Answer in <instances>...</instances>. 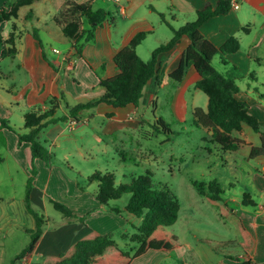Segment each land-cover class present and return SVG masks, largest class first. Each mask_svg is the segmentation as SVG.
<instances>
[{
    "label": "crops",
    "instance_id": "crops-1",
    "mask_svg": "<svg viewBox=\"0 0 264 264\" xmlns=\"http://www.w3.org/2000/svg\"><path fill=\"white\" fill-rule=\"evenodd\" d=\"M74 1L80 4L90 3L94 11L102 9L114 20L113 25L105 22L96 28L95 40L85 45L82 57L76 54L71 42L63 36L60 25L55 21V17L64 8L67 0H39L31 6L21 8L17 19L2 24L0 28L6 40L13 31V25L16 26L14 31L16 53L0 61V119L8 121L7 127L2 126L0 121V134L6 141L5 150L0 153V165L5 161H12L13 165L26 172L28 179L31 176L28 171L32 165L31 146L29 143L20 145L17 135V133L28 132L24 124L26 114L36 111L43 113L55 108L56 118H61L58 116L59 112L63 117H67L63 121L67 125L58 122L50 125L51 128L49 126L44 129L53 147L59 149L63 146V138L71 139V137H65L66 129H70L68 125L71 124L72 129L74 123H80L69 117V109L79 104L96 101L105 95V90L100 87V80L110 79L119 74L115 56L126 48L136 35L148 34L136 51L143 61H149L155 49L171 40L172 28L179 29L188 22L195 21L198 10L209 3L216 6L218 2V0ZM230 1L231 4L237 2L238 7L232 6L227 14L210 18L201 26L200 32L218 48L231 38L238 40L240 47L237 52L215 56L212 65L222 75L236 80L239 87L236 98L247 104L250 114L258 119L260 128L264 132V0ZM7 2L8 0H0V9L6 7ZM162 25L167 26L168 32L163 30ZM149 41L152 45L146 47ZM188 44L189 40L183 38L172 50L160 54L157 66L159 85L157 79H152L146 86L144 97L138 106L130 105L115 110L103 104L80 113V120L83 119L86 124H90V117L106 116L107 121L103 118L102 130L108 135L126 128L139 129L145 123L140 110L158 106L160 91L174 84L170 74L180 66ZM57 46L62 49L60 50ZM54 50H58L59 53L56 54ZM217 57L218 60L215 63ZM6 59L10 62L3 64ZM199 80L200 76L195 68L189 67L183 81L175 84L177 90L171 106L178 108L184 92L190 85L196 87ZM247 80L251 82L246 83ZM53 98L57 102L52 106L49 101ZM204 106L208 108V97L204 100ZM196 108L199 107H195L194 110ZM111 114L112 116H109ZM14 118H18L23 125H17V123L13 125ZM159 119L155 116L156 122ZM245 129L246 126L234 136L241 138L247 144L256 146L255 139L248 140L245 137ZM219 149L227 155L230 153L222 151L220 147ZM49 150L56 160L62 156V159L69 161L70 157L75 156L68 151L55 153L53 149ZM79 155L86 158L83 153ZM257 160L262 165L261 172L257 174V189L264 198V157ZM34 165L38 174L30 193L33 208L47 210V202L52 199L66 205L76 216H87V218L83 223L79 219H67L62 215L63 218L58 223H52L51 219L46 217L47 223L34 250L16 264H39L46 256H58L92 231L101 235H111L121 249L127 250L124 247L128 246V243L125 244L128 235L121 234V230H124L127 224L125 218L127 213L115 214L111 211L110 203L108 206L102 205L94 193L89 192L79 182L77 175L71 174L78 172L73 164H68L69 170H67L56 163L47 167L43 160L36 159ZM1 200L0 264H11L28 246L31 240L30 231L36 228V222L27 211L25 198L23 205L25 213L29 216H24L23 212H20L18 216L17 213L15 214L17 204L14 197H8L7 201L2 197ZM4 202L8 205L3 206ZM226 203L229 206L233 205L232 203L235 204L232 212L241 218L252 235L254 248L248 254L240 253V249L212 252L210 258L212 261L208 264H243L241 261L225 258V253L252 260L255 264H264V203L255 202V207H243L242 201L228 200ZM9 209H11L10 212ZM14 229H24L26 241L12 253L10 259H7L10 252V240L15 238ZM119 238H122L124 242H121ZM181 243L179 248L171 252L148 251L134 259L131 264H176L179 262L180 264H196V260L203 262L193 245L183 243L182 240Z\"/></svg>",
    "mask_w": 264,
    "mask_h": 264
},
{
    "label": "trees",
    "instance_id": "trees-1",
    "mask_svg": "<svg viewBox=\"0 0 264 264\" xmlns=\"http://www.w3.org/2000/svg\"><path fill=\"white\" fill-rule=\"evenodd\" d=\"M38 1L9 0L6 7L0 9V28L2 24L17 19L21 8L31 6ZM231 7L230 0H218L216 6L207 4L203 9L197 11L195 21L188 22L179 29L172 28L171 40L155 49L149 61H143L136 51L148 34L136 35L129 45L115 56L119 74L110 79L100 80V87L105 90V95L96 101L79 104L69 109V117L73 121L80 122V113L103 104L109 105L115 110L130 105L138 106L144 97L148 83L152 79H157L159 85L157 66L160 54L172 50L183 38H187L189 44L183 54L182 62L178 69L170 74V79L174 84L181 83L191 66L198 72L200 80L196 84V89L208 97V108L207 110L196 108L193 111L194 125L210 132L211 141L224 152L237 153L242 148L249 146L251 159L264 157V132L260 128L258 119L250 114L247 104L236 98V94L239 92L236 80L222 75L212 65L215 56H225L237 52L240 47L238 40L231 38L218 48L200 32V28L205 22L217 15L227 14ZM55 21L60 25L63 36L71 42L79 57H82L85 45L95 40V30L98 26L105 22L112 25L114 23L113 18L106 11L102 9L94 11L90 3L80 4L74 0H67L64 8L55 17ZM15 28L16 26L13 25V31L6 40L0 30V61L16 53ZM35 37L38 39L36 33ZM224 62L226 63L225 59ZM49 102L53 106L57 100L53 98ZM65 119H67L66 116L55 117V108L43 113L31 112L24 118L25 129H28V132L17 133L20 145L29 143L31 146V176L27 182L25 202L27 211L35 219L36 228L30 231L31 240L28 246L16 256L11 264H16L17 261L32 253L43 234L44 226L47 223L46 216L37 212L30 200L33 183L38 174L34 161L41 159L47 167L53 165L54 154L40 141V135L50 125L65 121ZM0 121L2 126H8L7 120L0 119ZM156 125L171 133L163 119H159ZM244 126L250 127L259 135L261 146H252L234 136L235 133H240ZM89 180L97 182L94 195L104 206H108L111 201L120 200L125 194L131 195L126 211L142 220L138 233L131 237V241L137 243L138 247L133 253L124 251L116 244L111 235H101L92 231L65 252L58 256H46L39 264H131L134 259L148 251L171 252L182 245L179 237L168 231V228L179 220V201L168 187L156 189L151 182L150 172L144 177L133 178L130 183L119 185L116 183L114 174L110 172L104 174L97 172ZM193 185L199 195L210 205L216 207L220 216L233 226L240 253L248 254L254 248V239L241 218L232 212V207L222 199L224 193L222 185L217 180L210 183L195 181ZM49 202L57 212L67 219H79L84 223L87 218V216H76L72 210L60 202L52 199H49ZM242 206H256L250 194L243 195ZM111 211L115 214L121 213L118 208H112ZM224 257L241 261L243 264H255L252 260L241 258L232 253H225Z\"/></svg>",
    "mask_w": 264,
    "mask_h": 264
},
{
    "label": "rangeland",
    "instance_id": "rangeland-1",
    "mask_svg": "<svg viewBox=\"0 0 264 264\" xmlns=\"http://www.w3.org/2000/svg\"><path fill=\"white\" fill-rule=\"evenodd\" d=\"M162 28L168 32L166 25H162ZM170 33L172 34L171 31ZM150 45L152 43L149 41L145 46ZM57 47L62 49L60 46ZM217 60L218 57L215 63ZM8 62L10 61L6 59L3 64ZM249 82L251 81L247 80L246 83ZM176 90L177 85L171 84L160 91L157 107L140 110L145 123L139 129L126 128L108 135L102 130L103 118L106 116L96 115L94 118L90 117V124H86L83 119L80 123H74L72 129L69 124L70 129H66L65 137L71 139L63 138V146L59 149L53 147L46 130L41 134V142L55 153L68 151L75 154L69 161L57 156L54 163L61 164L67 170H69L68 164H73L78 172L71 174L77 175L79 182L89 192L94 193L97 189V182L89 180L97 172L113 173L118 185L130 183L133 178L144 177L150 172L153 186L156 189L168 187L180 204L179 220L169 227L168 231L178 236L183 243L193 245L203 260V262L196 260V264H208L212 261L210 259L212 252L238 251L237 235L233 226L220 216L218 209L199 195L193 182L210 183L217 180L224 189L222 194L224 201L241 202L243 195L247 193L254 202L263 204L264 198L257 189L256 181L262 165L257 159L250 158L249 146L228 155L221 152L219 146L211 141L210 133L194 125V108L207 110V106H204L207 96L194 85H190L184 92L179 107L173 108L171 102ZM58 116L63 117L61 112ZM155 116L165 121L171 133L156 125ZM12 121L13 125L16 123L23 125L18 118ZM60 123L67 125L63 121ZM245 130V137L248 140L255 139L256 146H261L259 135L247 126ZM5 147V138L0 134V153ZM79 153L85 154L86 158ZM27 180L26 172L13 165L12 161H5L0 165V210L2 197L5 201L8 197H14L17 204L15 214L17 213L18 216L23 212L24 216H29L25 213L23 205ZM130 198V194H125L120 200L111 201L110 206L118 208L123 214H128L125 215L127 224L124 230H121V234L128 235V239L125 240L128 246L124 249L133 253L137 243L131 241V237L138 233L142 220L129 215L130 213L126 211ZM232 204L230 207L235 209V204ZM6 205L8 204L4 202L3 206ZM35 209L51 219L52 223H58L63 218L50 202H47V210L39 207ZM25 235L24 229H14L15 238L10 240L7 259H10L12 253L25 243ZM119 239L124 242L122 238Z\"/></svg>",
    "mask_w": 264,
    "mask_h": 264
},
{
    "label": "built area",
    "instance_id": "built-area-1",
    "mask_svg": "<svg viewBox=\"0 0 264 264\" xmlns=\"http://www.w3.org/2000/svg\"><path fill=\"white\" fill-rule=\"evenodd\" d=\"M232 6L236 8V7H238V3H237V2H233V3H232ZM54 52H55V53H59L58 50H54Z\"/></svg>",
    "mask_w": 264,
    "mask_h": 264
}]
</instances>
